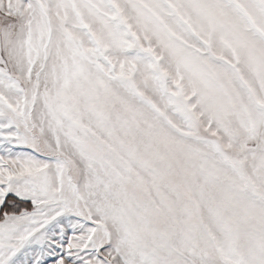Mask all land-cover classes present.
<instances>
[{"label":"snow or ice","instance_id":"obj_1","mask_svg":"<svg viewBox=\"0 0 264 264\" xmlns=\"http://www.w3.org/2000/svg\"><path fill=\"white\" fill-rule=\"evenodd\" d=\"M0 264H264V0H0Z\"/></svg>","mask_w":264,"mask_h":264}]
</instances>
